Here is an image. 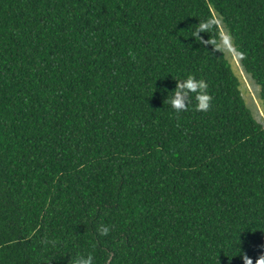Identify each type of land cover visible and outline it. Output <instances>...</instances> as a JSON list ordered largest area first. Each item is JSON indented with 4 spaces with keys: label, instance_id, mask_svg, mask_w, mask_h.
Masks as SVG:
<instances>
[{
    "label": "trees",
    "instance_id": "obj_1",
    "mask_svg": "<svg viewBox=\"0 0 264 264\" xmlns=\"http://www.w3.org/2000/svg\"><path fill=\"white\" fill-rule=\"evenodd\" d=\"M222 31L264 110V0H0V264L264 258V125ZM187 75L208 112L166 101Z\"/></svg>",
    "mask_w": 264,
    "mask_h": 264
},
{
    "label": "clouds",
    "instance_id": "obj_2",
    "mask_svg": "<svg viewBox=\"0 0 264 264\" xmlns=\"http://www.w3.org/2000/svg\"><path fill=\"white\" fill-rule=\"evenodd\" d=\"M199 26L197 27V29ZM200 33H204L201 30H196L190 33L191 37L197 42L204 43L200 37ZM243 58V57H242ZM176 81L175 90L172 91L171 98L167 96L166 101L169 102L171 109L177 114L188 110L192 103V98L195 99V111L206 113L209 111L213 97L209 94L208 82L203 78H197L194 75H187L180 79H174ZM108 229H103V234H107ZM76 264H92V257H80L77 259ZM245 264H252L250 259L245 258ZM256 264H264V258L257 260Z\"/></svg>",
    "mask_w": 264,
    "mask_h": 264
},
{
    "label": "rangeland",
    "instance_id": "obj_3",
    "mask_svg": "<svg viewBox=\"0 0 264 264\" xmlns=\"http://www.w3.org/2000/svg\"><path fill=\"white\" fill-rule=\"evenodd\" d=\"M218 23L221 25V22L219 20ZM222 33L225 56L230 63L234 73L239 77L241 81V92L246 106L249 109L253 119L256 122L264 125V110L259 100L258 87L254 84L249 75H247L242 69L238 60V56L234 52L226 32L222 31Z\"/></svg>",
    "mask_w": 264,
    "mask_h": 264
}]
</instances>
